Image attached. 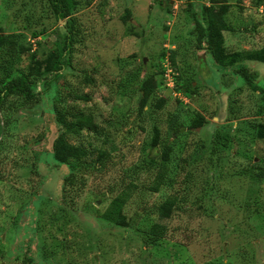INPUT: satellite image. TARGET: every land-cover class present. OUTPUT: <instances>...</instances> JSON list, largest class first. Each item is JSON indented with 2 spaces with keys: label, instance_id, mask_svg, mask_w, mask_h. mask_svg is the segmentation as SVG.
Here are the masks:
<instances>
[{
  "label": "rangeland",
  "instance_id": "1",
  "mask_svg": "<svg viewBox=\"0 0 264 264\" xmlns=\"http://www.w3.org/2000/svg\"><path fill=\"white\" fill-rule=\"evenodd\" d=\"M77 2L69 32L47 0H0V78L30 90L0 108V264H264V62L217 64L203 12L226 4L222 45L256 50L264 0ZM56 110L93 121L64 134L65 163Z\"/></svg>",
  "mask_w": 264,
  "mask_h": 264
},
{
  "label": "trees",
  "instance_id": "2",
  "mask_svg": "<svg viewBox=\"0 0 264 264\" xmlns=\"http://www.w3.org/2000/svg\"><path fill=\"white\" fill-rule=\"evenodd\" d=\"M47 3L55 19L67 18L65 27L69 32H71L72 20L69 19V16L71 11L76 8L78 3L77 0H47ZM217 9L218 11L214 9V6H207L203 9V12H207V29H205V39H207V49L212 59L220 66L232 65L239 57L264 62V45L256 50H226L225 46L222 45L223 36L221 34V32L226 29L221 17L223 12L226 10V4L218 5ZM193 18L196 28L199 29L200 22L198 18H196L195 12H193ZM4 45L7 47L9 46V49L10 47H13L12 41L7 40L5 36L0 34V47ZM6 65L9 66L10 61H7ZM60 65V61L49 59L48 66L45 68V70H56L60 67ZM240 71L241 74L246 75L245 70L241 69ZM9 73V71H4V75L0 78V108L5 111L11 108L10 102L4 106L6 101L5 99L8 95L16 92L19 89H21V93L24 92L26 95H28L30 92L29 88L25 85L28 81L26 80L25 74L21 72L18 76L12 77L9 75ZM69 117L71 118L70 120H68L64 115L60 114V112L56 110L55 121L60 127H62L63 130L54 138L51 149L53 158L59 163L66 162L71 149L64 134L75 128L79 129L81 127H86L88 129H93V121L91 116L89 114H85L82 110H78L74 113L70 112ZM202 122L203 117L200 114H197L191 121L190 125L191 127H198L202 124ZM255 134L258 138H264L263 124H258ZM163 155H166V151H163ZM124 200L125 194H118L112 197L104 212V217L111 220L112 222H115L116 224H121L124 220V216L120 212V207ZM173 206V200L165 199L156 206V213L160 218H167ZM156 228H159L158 224H153V226L150 228V232H152L155 237H159L161 236V231L156 230Z\"/></svg>",
  "mask_w": 264,
  "mask_h": 264
}]
</instances>
